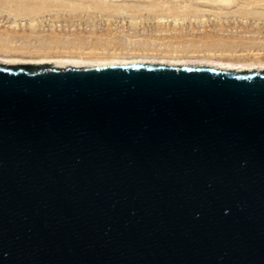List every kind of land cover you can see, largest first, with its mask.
I'll use <instances>...</instances> for the list:
<instances>
[{
    "label": "water",
    "instance_id": "95a60500",
    "mask_svg": "<svg viewBox=\"0 0 264 264\" xmlns=\"http://www.w3.org/2000/svg\"><path fill=\"white\" fill-rule=\"evenodd\" d=\"M0 264H264V70L0 54Z\"/></svg>",
    "mask_w": 264,
    "mask_h": 264
},
{
    "label": "rangeland",
    "instance_id": "374dc122",
    "mask_svg": "<svg viewBox=\"0 0 264 264\" xmlns=\"http://www.w3.org/2000/svg\"><path fill=\"white\" fill-rule=\"evenodd\" d=\"M0 54L264 68V0H0Z\"/></svg>",
    "mask_w": 264,
    "mask_h": 264
},
{
    "label": "bare ground",
    "instance_id": "6f19581e",
    "mask_svg": "<svg viewBox=\"0 0 264 264\" xmlns=\"http://www.w3.org/2000/svg\"><path fill=\"white\" fill-rule=\"evenodd\" d=\"M38 61H44V62H59V60H38ZM91 62V63H89ZM93 62H96L95 64ZM135 63H149V64H162V65H168V66H178V67H185V66H210L215 67L217 69L221 70H232V71H261L264 70V68H259V66H254L253 68H238L234 67L232 65H222V64H182V63H169L163 61H109V60H100V59H90V57H78V58H70L67 59L66 64L67 66H73V67H80V68H92V67H101V66H109V65H128V64H135Z\"/></svg>",
    "mask_w": 264,
    "mask_h": 264
}]
</instances>
